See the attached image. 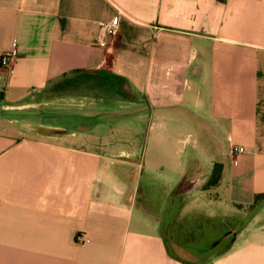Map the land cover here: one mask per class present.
<instances>
[{"label": "crops", "instance_id": "0c3cea01", "mask_svg": "<svg viewBox=\"0 0 264 264\" xmlns=\"http://www.w3.org/2000/svg\"><path fill=\"white\" fill-rule=\"evenodd\" d=\"M8 50L0 264H264V0H0ZM139 195L238 226L176 252Z\"/></svg>", "mask_w": 264, "mask_h": 264}, {"label": "rangeland", "instance_id": "374dc122", "mask_svg": "<svg viewBox=\"0 0 264 264\" xmlns=\"http://www.w3.org/2000/svg\"><path fill=\"white\" fill-rule=\"evenodd\" d=\"M186 200L180 197L165 198L163 200L161 198L147 200L140 195L138 197V203L142 204L145 209L157 212L159 218L162 216L161 227L163 229H161V233L170 243V248L173 251L180 252L187 249L196 254H203V251L200 250L211 244L216 237L222 236L224 239L215 246L227 242L230 235L226 233V230L236 228L238 221L225 219L220 222L221 224L217 222L216 227L212 225L214 222L203 224V221L198 215L196 216L195 212L183 214L182 209Z\"/></svg>", "mask_w": 264, "mask_h": 264}, {"label": "built area", "instance_id": "2783aa9c", "mask_svg": "<svg viewBox=\"0 0 264 264\" xmlns=\"http://www.w3.org/2000/svg\"><path fill=\"white\" fill-rule=\"evenodd\" d=\"M101 29L99 31L98 35V41L103 44V38L106 33H114L116 31V28L118 26V18L113 19L112 21L108 23H100ZM15 51L14 50H8L4 51L1 55L0 59V70H9L11 67V60L14 55ZM243 152L242 147H233L232 148V153L237 155L238 153Z\"/></svg>", "mask_w": 264, "mask_h": 264}, {"label": "trees", "instance_id": "16d2710c", "mask_svg": "<svg viewBox=\"0 0 264 264\" xmlns=\"http://www.w3.org/2000/svg\"><path fill=\"white\" fill-rule=\"evenodd\" d=\"M221 170H222V164H221V163H215V164L213 165V168H212L211 174H210V176H209V178H208V181H207V185H215V184L219 181L220 176H221ZM257 198H264V194H259V195H257ZM258 200H259V199H258ZM255 206H256V205H255ZM212 222H214V224H212V225H214V227L217 226V225H216L217 222H218L219 224H221V223L219 222V220H218V221H213V220H212L211 223H212ZM205 223H206V222H205ZM205 223L203 222V224H205ZM209 223H210V221H209ZM197 226H198V225H197ZM200 229H202V227H200ZM222 240H223V237H222V236H220V237H216V238L212 241L211 244L206 245V246H205L202 250H200V251L207 250V249H209V248L215 246L216 244L220 243Z\"/></svg>", "mask_w": 264, "mask_h": 264}, {"label": "water", "instance_id": "95a60500", "mask_svg": "<svg viewBox=\"0 0 264 264\" xmlns=\"http://www.w3.org/2000/svg\"><path fill=\"white\" fill-rule=\"evenodd\" d=\"M225 236V235H224Z\"/></svg>", "mask_w": 264, "mask_h": 264}]
</instances>
